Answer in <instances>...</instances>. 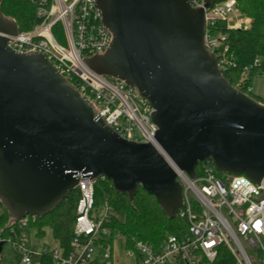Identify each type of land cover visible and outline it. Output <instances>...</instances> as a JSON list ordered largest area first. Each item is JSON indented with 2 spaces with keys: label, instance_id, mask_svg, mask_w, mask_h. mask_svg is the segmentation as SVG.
Listing matches in <instances>:
<instances>
[{
  "label": "water",
  "instance_id": "1",
  "mask_svg": "<svg viewBox=\"0 0 264 264\" xmlns=\"http://www.w3.org/2000/svg\"><path fill=\"white\" fill-rule=\"evenodd\" d=\"M222 1L96 0L113 39L84 61L139 90L153 108L156 142L190 178L210 158L218 172L257 183L264 104L233 87L204 45V9ZM17 31L0 12V201L9 216L43 217L81 175L105 177L129 200L140 185L176 217L182 186L159 150L122 139L44 55L9 47L1 34Z\"/></svg>",
  "mask_w": 264,
  "mask_h": 264
},
{
  "label": "built area",
  "instance_id": "2",
  "mask_svg": "<svg viewBox=\"0 0 264 264\" xmlns=\"http://www.w3.org/2000/svg\"><path fill=\"white\" fill-rule=\"evenodd\" d=\"M26 1L35 7L39 22L27 31L1 34L7 45L21 53L44 55L122 139L154 145L182 186V205L177 215L186 220L187 231L180 236L167 235L158 247L135 241L133 248L126 250L133 264H199L202 260L212 263L220 246L227 249L235 264H255L253 252L264 264V176L257 183L244 175L224 173L220 177L212 160L206 158L198 163L196 177L190 178L156 142L157 126L150 118L153 108L139 90L121 79L99 75L85 63V58L103 54L113 39L102 24L96 0ZM189 2L194 8L203 7V0ZM217 21L237 29L248 27L250 19L242 16L235 0H224L204 9V45L223 71L231 63L225 56L228 46L223 45L224 35L211 32ZM56 26L61 29L63 42L56 37ZM258 76L264 78V65L259 57L244 68L238 84L244 85L248 78ZM247 91L252 92L251 85ZM94 182L79 175L69 251L56 243L50 250L34 252L30 248V215L18 221L10 217L8 232L0 237V242L11 243L19 251L23 264H34L33 257L36 254L40 257L42 252L50 254L53 264H113L112 240L120 234L116 232L111 238L108 226L111 208L106 203L101 211L100 205L95 207Z\"/></svg>",
  "mask_w": 264,
  "mask_h": 264
},
{
  "label": "trees",
  "instance_id": "3",
  "mask_svg": "<svg viewBox=\"0 0 264 264\" xmlns=\"http://www.w3.org/2000/svg\"><path fill=\"white\" fill-rule=\"evenodd\" d=\"M235 1L240 13L250 18L249 26L230 29L224 21H217L211 27L212 34L224 35L223 45L228 46L225 56L231 64L222 71V74L233 87L264 104L263 98L247 91V86H252L253 78H248L244 85L238 84L244 68L251 65L257 57L264 65V0ZM0 12L4 17L13 19L19 31L30 30L39 22L35 16V7L26 0H2ZM54 30L57 39L63 42L60 27L56 26ZM199 166L200 164H197L195 168L197 174ZM223 174L216 171L217 176L221 177ZM93 186L95 207L106 203L112 210L108 223L111 238L118 232L124 237L127 248H133V243L137 240L158 247L167 235L180 236L187 231V222L184 218L179 215L169 218L161 210L156 198L148 194L140 185L132 200H129L127 195L115 192L112 182L103 176H100ZM77 200L78 190L75 188L66 194L53 211L41 218L31 216L28 228L35 229V236L42 237L45 234V227H49L53 240L66 252L69 251ZM0 207L2 209L0 237H4L8 232L6 225L10 216L1 201ZM35 264H53V262L49 253L42 252ZM199 264H235V261L227 249L220 246L212 263L202 260Z\"/></svg>",
  "mask_w": 264,
  "mask_h": 264
},
{
  "label": "rangeland",
  "instance_id": "4",
  "mask_svg": "<svg viewBox=\"0 0 264 264\" xmlns=\"http://www.w3.org/2000/svg\"><path fill=\"white\" fill-rule=\"evenodd\" d=\"M244 18L250 19L249 17L242 15ZM252 93L254 96L261 97L264 99V78L255 77L252 81ZM103 208V204L100 205V211ZM2 209L0 207V213ZM55 245L52 238L51 229L45 227V234L42 237L35 236V229L30 230V248L34 252H41L43 250H50ZM127 247L124 242V237L121 235L114 236L112 240V253H113V264H133L134 261L131 257L126 255ZM255 251L254 249H251ZM256 261L255 264L261 263V258L254 252L252 253ZM39 255L36 254L33 257V263H37ZM0 264H23L20 259V253L17 251L11 243L6 242L1 249V260Z\"/></svg>",
  "mask_w": 264,
  "mask_h": 264
},
{
  "label": "crops",
  "instance_id": "5",
  "mask_svg": "<svg viewBox=\"0 0 264 264\" xmlns=\"http://www.w3.org/2000/svg\"><path fill=\"white\" fill-rule=\"evenodd\" d=\"M55 242V241H54ZM55 244H56V242H55Z\"/></svg>",
  "mask_w": 264,
  "mask_h": 264
}]
</instances>
